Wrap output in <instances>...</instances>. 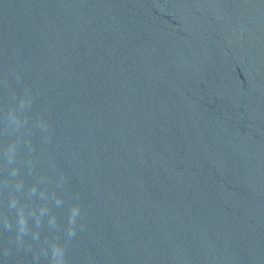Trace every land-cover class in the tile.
<instances>
[{
    "label": "water",
    "instance_id": "obj_1",
    "mask_svg": "<svg viewBox=\"0 0 264 264\" xmlns=\"http://www.w3.org/2000/svg\"><path fill=\"white\" fill-rule=\"evenodd\" d=\"M0 264H264V0H0Z\"/></svg>",
    "mask_w": 264,
    "mask_h": 264
},
{
    "label": "clouds",
    "instance_id": "obj_2",
    "mask_svg": "<svg viewBox=\"0 0 264 264\" xmlns=\"http://www.w3.org/2000/svg\"><path fill=\"white\" fill-rule=\"evenodd\" d=\"M21 224H22V226H23V224H24V221H23V219H21Z\"/></svg>",
    "mask_w": 264,
    "mask_h": 264
}]
</instances>
